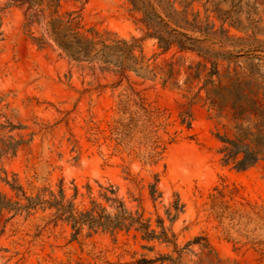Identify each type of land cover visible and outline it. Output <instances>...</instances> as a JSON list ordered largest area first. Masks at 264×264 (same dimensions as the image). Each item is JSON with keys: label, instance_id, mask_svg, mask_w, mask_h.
Listing matches in <instances>:
<instances>
[{"label": "rangeland", "instance_id": "374dc122", "mask_svg": "<svg viewBox=\"0 0 264 264\" xmlns=\"http://www.w3.org/2000/svg\"><path fill=\"white\" fill-rule=\"evenodd\" d=\"M170 1L178 11L190 4L188 20L197 13L214 24L201 46L218 54V75L209 76L210 64L195 52L163 53L126 0H61L59 12H75L81 32L93 29L108 45L136 39V70L116 66L133 63L115 50L104 51L108 63L99 55L70 58L48 36L46 18L26 27L31 11L0 0V194L25 204L8 184L34 197L44 188L57 192L62 179L66 198L77 187L81 208L89 201L87 183L94 195L96 182L112 183L153 227L163 219L184 247L180 264H264V159L239 170L218 152V137L243 138L250 147L264 139L251 111L264 109V0ZM214 88L227 97L210 106L206 91ZM155 175L162 196L152 202ZM176 199L183 210L170 222ZM52 213L1 210L0 264H134L142 256H176L171 246L132 234L84 229L73 236L67 224L51 222Z\"/></svg>", "mask_w": 264, "mask_h": 264}, {"label": "trees", "instance_id": "16d2710c", "mask_svg": "<svg viewBox=\"0 0 264 264\" xmlns=\"http://www.w3.org/2000/svg\"><path fill=\"white\" fill-rule=\"evenodd\" d=\"M7 5L23 6L25 5L24 14L31 11L28 22L25 26H29L34 21H38L39 17L46 18V31L48 36L53 42L70 58L81 60L94 58L99 55L108 63L104 57V51L115 50L120 52L121 56L125 55L132 61L133 64L125 66L122 60H116L114 64L120 69L131 67L136 70L135 65L138 59L134 55V51L138 48L141 55V48L137 44V40L133 39L131 43L123 40L112 41V45L106 44V39L100 40V35L93 29H88L81 32L83 28L77 20L78 16H74L75 12L60 13L61 0H7ZM77 1V0H75ZM130 6V11L139 15L138 21L144 26L145 34L147 37L154 38L157 41L158 48L163 53L175 47L178 51H190L197 53L198 56L203 57L206 63H209L211 68L209 76L218 75L217 69V53L205 49L201 46V42L207 39L210 30L214 27L206 18L205 22L198 20V14H192L193 18L188 20L186 7L190 4L187 3L182 11H178L175 7V1L170 0H126ZM198 32L205 38L191 36L186 31ZM226 33L227 31L222 30ZM90 34V37H87ZM98 38L97 41L94 39ZM39 46L45 44L42 37L31 38ZM100 49L96 50L97 46ZM95 53L93 54V52ZM224 55V54H223ZM223 57V56H222ZM143 58V57H141ZM209 83H212L210 81ZM226 95L222 92L221 88H214L206 91V100L210 106H215L217 101L226 99ZM249 98L246 95L240 94L239 99L245 100ZM254 105V103H253ZM241 111L245 109L240 108ZM252 113L259 123L256 126L264 127V109L252 108ZM242 114V112H240ZM246 119H251L250 116ZM185 119L182 118V123ZM189 127V123H187ZM12 127V126H11ZM260 132V129H259ZM223 146L219 149V153L223 154L221 161L224 164L232 163L234 168L243 170L255 164L259 159H264V139H259L255 142L253 147L249 144H241L243 138L237 140H229L227 138L218 137ZM246 139V138H244ZM254 141V140H252ZM19 142H16L12 147V152H15ZM5 181V180H4ZM159 182L158 176L155 175L154 182L148 184V194L152 202L162 196V192L158 191L157 184ZM6 184L8 182L5 181ZM98 185L97 193L93 194L92 187L87 183L85 185L86 193L89 201L87 205L77 208L74 200L77 198L78 189L76 186L73 188V194L70 198H66L64 189L62 187L63 181H59V189L57 192L47 188L41 189L34 197L25 196L21 187L8 184L10 189L20 191L25 197L26 203L20 204L19 201L10 202L5 196L0 194V212L3 209L19 213L25 211L30 214L31 210L40 208L41 210H52V221L57 223L61 221L67 224L73 231V236L79 235L84 229L89 234L95 233H108L111 236H117L120 233L125 235L132 234L133 238L140 237L141 240L146 242L163 243L165 246H171L172 252L176 254L172 257L170 254H159L155 258H146L142 256L140 259L134 261V264H180V256L183 248H178L176 242V235L170 228L164 226L163 219L157 217L155 226H152L151 219L144 217V211L138 209H131L123 197L119 196L118 187L112 183ZM171 208L174 215L170 216V209L167 211L170 222H173L175 216L183 210V205L179 200H175ZM197 243V238L192 242L185 244ZM143 249L152 251L153 246H142Z\"/></svg>", "mask_w": 264, "mask_h": 264}]
</instances>
